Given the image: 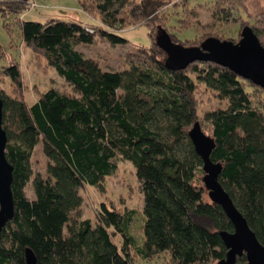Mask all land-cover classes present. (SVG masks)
<instances>
[{"label":"trees","instance_id":"1","mask_svg":"<svg viewBox=\"0 0 264 264\" xmlns=\"http://www.w3.org/2000/svg\"><path fill=\"white\" fill-rule=\"evenodd\" d=\"M186 1L77 0L97 22L19 20L24 44L70 89L49 86L27 105L18 62L0 66L11 87H0V98L13 199V214L0 230V264H25V247L35 264H132L128 217L103 201L94 225L79 211L80 189H101L118 157L132 163L144 196L136 253L151 258L164 252L173 264H214L226 250L218 232L232 225L219 204L203 199L201 160L188 136L194 121L213 141L209 158L220 164L218 181L264 244V89L213 61L169 64L177 48L223 38L212 32L213 23H193L205 29L193 39L180 41L169 33L164 8ZM255 1L254 12L246 0H214L208 10L215 21L240 7L251 21L234 18L238 33L228 39L237 40L248 25L264 46V0ZM25 8V0L0 3L2 15ZM153 21L151 43L126 51L123 68L101 69L76 49L102 40L111 46L126 42L118 31ZM199 84L225 99L223 107L203 112L206 130L196 112ZM38 141L47 159L45 175L31 176L29 157ZM29 179L33 198L24 192ZM111 232L120 235L119 245ZM244 260L243 253L236 257Z\"/></svg>","mask_w":264,"mask_h":264},{"label":"rangeland","instance_id":"2","mask_svg":"<svg viewBox=\"0 0 264 264\" xmlns=\"http://www.w3.org/2000/svg\"><path fill=\"white\" fill-rule=\"evenodd\" d=\"M3 0H0V3ZM32 1V0H31ZM36 6L29 10L15 13L0 12V66H5L10 60L18 62L20 69V79L22 81V93L27 105L35 100L36 92L45 90L49 86H54L59 90H68L70 87L57 74L53 67L42 63L41 58L34 54L31 49L24 44L21 39L19 20H43L48 17L60 18L68 21H82L86 23L97 22L92 19L78 6L77 0H34ZM214 0H187L184 6L169 5L164 8L166 14L165 26L169 33L176 39L197 38L202 30L193 23L210 25L213 23L212 32L219 33L223 38L235 37L238 33V20L243 19L250 22L245 12L240 8H232L226 18L213 20L210 16L209 8L213 6ZM250 11L256 10L255 0H246ZM27 4V3H26ZM29 7V5H28ZM214 21V22H213ZM155 22L148 24L140 23L129 26L118 31L119 35L126 38V42L111 46L106 41H97L92 44H80L76 47L83 56L96 59L101 69L111 70L123 68V54L126 51L137 52L140 46H148L152 39L148 31ZM207 30V29H206ZM238 37V36H237ZM0 87L5 92H10V83L5 76H0ZM250 90L251 87H246ZM253 92V91H252ZM255 93V92H253ZM197 97L199 104L196 109L199 123L204 130L207 124H203L201 119L203 112L225 105V99L215 96V91L199 84ZM164 133L163 130H161ZM46 157L41 151V144L38 141L32 148L29 157L31 176L34 173L45 175ZM31 179L24 187V192L30 198L34 193L30 183ZM82 202L79 208L80 217H88L90 224H95V212L101 201L113 205L126 220L127 232L132 236L129 243V259L132 264H173L168 255L159 252L151 258H143L136 253L141 242V223L143 220L142 201L143 193L138 185L134 174V166L126 159L118 157L115 169L107 176L101 184V189L85 185L80 189ZM203 199L209 200L206 190ZM109 231L112 229L108 228ZM114 242L120 244V235L111 232Z\"/></svg>","mask_w":264,"mask_h":264},{"label":"water","instance_id":"3","mask_svg":"<svg viewBox=\"0 0 264 264\" xmlns=\"http://www.w3.org/2000/svg\"><path fill=\"white\" fill-rule=\"evenodd\" d=\"M193 60H208L226 66L238 76L251 81L264 89V46H262L250 26L240 29L239 37L233 41L228 38L209 37L199 45L177 48L169 64L184 66ZM0 98V230L13 214V199L10 189L12 166L4 153L5 132L1 127ZM188 136L195 153L201 160L202 182L210 201L219 204L232 225L231 230H219L220 238L226 248L224 256L214 264H264V244L261 243L248 226L244 216L236 208L228 193L217 179L220 164L209 158L213 145L194 121ZM245 255V260L237 262L236 257ZM25 264H35L31 249L24 248Z\"/></svg>","mask_w":264,"mask_h":264},{"label":"built area","instance_id":"4","mask_svg":"<svg viewBox=\"0 0 264 264\" xmlns=\"http://www.w3.org/2000/svg\"><path fill=\"white\" fill-rule=\"evenodd\" d=\"M26 1V8H25V10H29V8L30 7H34V6H36V2L34 1V0H25ZM28 5H29V7H28Z\"/></svg>","mask_w":264,"mask_h":264}]
</instances>
